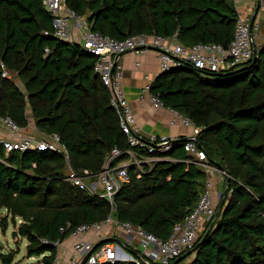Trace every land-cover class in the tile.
<instances>
[{"label":"trees","instance_id":"1","mask_svg":"<svg viewBox=\"0 0 264 264\" xmlns=\"http://www.w3.org/2000/svg\"><path fill=\"white\" fill-rule=\"evenodd\" d=\"M66 6L92 31L113 39L176 35L184 46L226 48L238 15L233 0H66ZM51 32L42 0H0V75L1 64L10 73L0 77V116L24 129L29 108L36 129L60 137L73 169L98 174L114 146L126 148V138L94 72L96 56ZM255 51L252 60L225 72L183 65L151 83L150 93L165 107L200 128L197 141L208 164L229 176L212 226L177 264H264V41ZM181 140L167 154L175 162L130 168L129 182L113 198L115 220L164 241L193 210L207 173L190 160ZM65 175L59 154L7 152L0 144V210L6 211L0 230L8 218L13 225L21 220L16 233L28 242L27 257L44 255L42 264L53 263L56 248L39 238L63 241L78 226L110 214L106 199L72 187ZM15 254L0 252V263L12 264Z\"/></svg>","mask_w":264,"mask_h":264},{"label":"built area","instance_id":"2","mask_svg":"<svg viewBox=\"0 0 264 264\" xmlns=\"http://www.w3.org/2000/svg\"><path fill=\"white\" fill-rule=\"evenodd\" d=\"M42 4L51 18V35L54 38L76 43L86 52L96 56L94 72L109 92L110 107L117 116L119 128L126 138L127 146L124 149L114 146L102 170L93 175L87 170L77 171L69 165L68 151L57 134L38 140L17 137L21 129L9 117L0 116V124L6 127L12 138L0 137V144L7 152L37 150L63 156L67 170L65 181L80 191L107 200L110 214L103 222L93 225L83 224L70 233L69 236L75 239L71 248L73 256L62 264H114L116 262L172 264L182 255L189 254L202 232L212 226L217 207L213 196V178L221 175L225 180V175L220 173L218 168L208 164V155L199 147L197 141L200 128L196 127L190 118L179 114L174 109L167 107L172 114L171 124L178 123L183 127L191 128L193 130L191 134L181 138L154 134L143 137L139 134L132 107L123 91L120 55L126 52L142 55L153 50L156 52L161 72L189 65L199 72L221 73L252 60L256 54V51L255 54L253 53L255 46L259 41H264V34L261 37L258 36L259 23L256 18L244 17L238 13L233 38L226 48L214 43L184 46L177 41L176 35L167 38L157 34L142 33L116 40L92 31L83 18L66 6V0H42ZM44 34L47 35L48 32L45 31ZM44 51L45 54L48 53L47 48ZM1 70L0 77H7V70L2 64ZM144 78L148 81L147 76ZM150 87L151 83L147 82L144 90L150 93ZM149 101L154 108L165 107L159 98L151 93ZM180 139L190 160L203 167L207 173L205 189L193 210L174 227L170 237L164 241L129 223L115 220L113 198L121 186L129 182L130 168L134 167L142 171L143 168L158 162H175L176 160L168 157L167 154L172 150L174 143ZM123 157H127L128 161L113 166L114 161ZM217 198L223 199V195L218 193ZM17 223H21V220ZM65 230L66 228H60L59 233L64 234ZM89 233H92V236L85 238L84 235ZM119 233L123 236L121 242L114 238V235ZM104 239H110V241L100 243ZM39 241L43 245L49 244L56 249L63 242L59 239L48 241L45 238H39ZM52 264H60V261L55 258Z\"/></svg>","mask_w":264,"mask_h":264},{"label":"crops","instance_id":"3","mask_svg":"<svg viewBox=\"0 0 264 264\" xmlns=\"http://www.w3.org/2000/svg\"><path fill=\"white\" fill-rule=\"evenodd\" d=\"M233 2L239 14L243 15L244 13L245 16L249 18H254V16L257 17L258 11L260 10L259 0H233ZM119 64L123 69V91L127 101L132 107L136 124L139 128V134L141 136L147 137L148 135L154 134L173 138H181L193 132L191 128L183 127L178 123L172 125V114L169 112L167 107L154 108L149 101L150 93L145 91L144 87L147 82L152 83L156 76L161 73L159 61L155 51L149 50L142 55H135L131 52H126L120 56ZM145 76L148 77V81H146L144 78ZM19 87L22 88L21 85H19ZM26 115L28 119V125L26 128L20 130V132L17 134V137H29L37 140L47 139L48 136H45L42 132L35 128L34 120L31 117L29 108L26 111ZM0 137L6 139L12 138L9 131L2 124H0ZM217 177H219L218 179H221V181L223 180L221 175H216L213 178L214 182L216 181ZM216 184H218V180L216 181ZM219 185H222V182ZM218 188L219 187H216V189ZM0 214L5 216V210H0ZM91 236L92 233L84 235L85 238H89ZM74 241L75 239L73 237L67 236L62 244L55 250V258L56 260L60 261V264L68 261V259L73 256L71 248ZM116 241H123V236L120 233L118 234ZM10 245L11 244L9 243V246ZM26 246L27 245H25V251H23L25 253V261L22 264H42L44 255L27 257Z\"/></svg>","mask_w":264,"mask_h":264},{"label":"rangeland","instance_id":"4","mask_svg":"<svg viewBox=\"0 0 264 264\" xmlns=\"http://www.w3.org/2000/svg\"><path fill=\"white\" fill-rule=\"evenodd\" d=\"M259 1H260V10L258 11L256 21L259 23L258 36L261 37L264 34V0H259ZM243 16L246 17L244 13H243ZM7 75L10 76V73L8 72V70H7ZM18 85H20V84H18ZM127 161H128L127 157L120 158V159L113 162V166L121 165V164H123V162H127ZM218 178L219 177H217V179H216V181L218 180V184H216V181L215 182L213 181V196L215 198V201L217 202V206L220 208V206H221L220 203H221L222 199H218L217 196H218V193H221L223 195V193L226 189V186L224 187L225 180L221 181V179H218ZM221 182H222V185H219V184H221ZM216 187H219V188L216 189ZM227 196H229V195H227ZM222 203H223V201H222ZM5 213H6V211H5ZM3 217H4V215L0 214V219ZM8 221H9V218H8ZM8 221H7V227H6L5 232L0 230V246H1L0 252L8 253V252L12 251V252L17 253L13 258L12 264H22L25 261V253L23 251H25V245H27V241L24 238H22L21 236L17 235L16 231H17V225L18 224L13 225L12 223H10V221L9 222ZM105 230H106V228H105ZM114 237H115V239H117L118 235H114ZM8 242L11 244L10 246H9ZM189 260H190V258L187 261H189ZM180 264H184V262H182Z\"/></svg>","mask_w":264,"mask_h":264},{"label":"water","instance_id":"5","mask_svg":"<svg viewBox=\"0 0 264 264\" xmlns=\"http://www.w3.org/2000/svg\"><path fill=\"white\" fill-rule=\"evenodd\" d=\"M258 4H259V2H258ZM253 53L255 54V50L253 51ZM124 54H125V53H124ZM120 56H121V55H120ZM208 160H209V157H208ZM218 170L220 171V173H222V174L225 175V181H226V183H227L229 178H228L227 174L225 173L224 169H223L221 166H218ZM226 190H227V187H226V189H225V191H224V193H223V199H224V197H225ZM223 199L221 200L220 205L222 204ZM108 241H110V239H104V240H102L100 243H105V242H108ZM187 255H188V253L182 255L181 257H179L178 259H176L172 264H177L179 261H181L182 259H184Z\"/></svg>","mask_w":264,"mask_h":264}]
</instances>
